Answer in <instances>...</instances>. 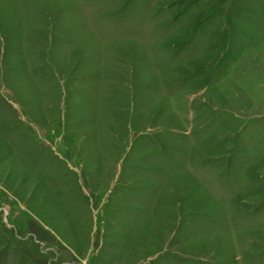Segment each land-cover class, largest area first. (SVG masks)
<instances>
[{"label":"rangeland","instance_id":"374dc122","mask_svg":"<svg viewBox=\"0 0 264 264\" xmlns=\"http://www.w3.org/2000/svg\"><path fill=\"white\" fill-rule=\"evenodd\" d=\"M0 264H264V0H0Z\"/></svg>","mask_w":264,"mask_h":264}]
</instances>
